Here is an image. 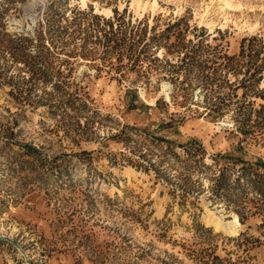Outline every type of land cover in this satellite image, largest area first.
Masks as SVG:
<instances>
[{"label":"rangeland","instance_id":"obj_1","mask_svg":"<svg viewBox=\"0 0 264 264\" xmlns=\"http://www.w3.org/2000/svg\"><path fill=\"white\" fill-rule=\"evenodd\" d=\"M256 176L264 0H0V264H264Z\"/></svg>","mask_w":264,"mask_h":264},{"label":"trees","instance_id":"obj_2","mask_svg":"<svg viewBox=\"0 0 264 264\" xmlns=\"http://www.w3.org/2000/svg\"><path fill=\"white\" fill-rule=\"evenodd\" d=\"M222 179L218 177L216 180L220 183ZM261 180L263 179L257 176L255 179H246L243 182L237 180L231 189L232 194L237 199L238 210L240 211H235V214L238 215L241 224H244L247 218L243 214H247L257 216L261 219V224L264 225V182ZM241 212L244 213L241 214Z\"/></svg>","mask_w":264,"mask_h":264},{"label":"bare ground","instance_id":"obj_3","mask_svg":"<svg viewBox=\"0 0 264 264\" xmlns=\"http://www.w3.org/2000/svg\"><path fill=\"white\" fill-rule=\"evenodd\" d=\"M30 20H31L32 24L35 23L34 18L31 17ZM163 87L167 91L166 97L169 98V94L171 92V86L168 83L165 82ZM142 94H141V96H142ZM209 221L215 227L223 226L229 234L234 233L237 230L238 226H239L238 218H237L236 215H234L231 218V220H229L228 222H222V220L220 218H216V217H213V216L209 215Z\"/></svg>","mask_w":264,"mask_h":264}]
</instances>
